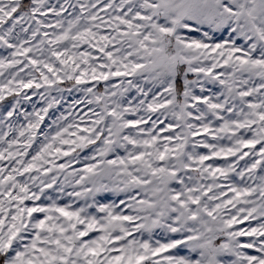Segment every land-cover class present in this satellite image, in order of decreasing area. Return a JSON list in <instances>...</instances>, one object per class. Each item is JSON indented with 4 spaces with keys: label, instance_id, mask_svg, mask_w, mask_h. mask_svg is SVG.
I'll list each match as a JSON object with an SVG mask.
<instances>
[{
    "label": "snow or ice",
    "instance_id": "obj_1",
    "mask_svg": "<svg viewBox=\"0 0 264 264\" xmlns=\"http://www.w3.org/2000/svg\"><path fill=\"white\" fill-rule=\"evenodd\" d=\"M0 49V264H264V0H0Z\"/></svg>",
    "mask_w": 264,
    "mask_h": 264
},
{
    "label": "rangeland",
    "instance_id": "obj_2",
    "mask_svg": "<svg viewBox=\"0 0 264 264\" xmlns=\"http://www.w3.org/2000/svg\"><path fill=\"white\" fill-rule=\"evenodd\" d=\"M28 0H25V3H27ZM61 3H63V0H60ZM105 2H107V0H105ZM49 3H56V0H49ZM110 11V10H109ZM68 12H71V9L69 8L68 9ZM68 12H65L64 15L67 16L68 15ZM101 15H104V13H101ZM50 18H53L51 16V14H49ZM5 27H7V25H5ZM49 31H51V29H49ZM185 34L187 35H192V36H196L197 38H199V33H189L187 32V30H185ZM219 37V34H217V37H214V38H218ZM241 41H238V43H240ZM0 55H6V53L4 52L3 49H0ZM205 63H207V61H205ZM217 71H219V69H217ZM8 73L5 72L4 76L0 77V80H3L7 77ZM129 79H131V77H128ZM196 77H195V74H192L190 73L189 74V79L191 80H194ZM122 78L121 77H112L111 80L109 82H105V81H100L99 84H97L95 81H92L90 84L86 85V87H92L93 85H96V88L95 90L97 91H100V92H103L104 90V87L107 83H114V84H119V81L121 80ZM61 87H64V88H67V87H70V82L68 81H65L63 85H61ZM217 89H213V91H216ZM25 91L28 92L29 95H32L33 93V89H26ZM40 92H43L44 89H40L39 90ZM53 96H57V98L60 100L59 104L54 107L53 109H51L49 111V117H52L53 119L56 117V116H59L61 112H64L66 115H67V112H68V108H69V105L72 103V101L74 100H81L84 98V93L83 92H78L76 91V89H73L71 94H69L68 92H65L63 94V97L61 98L59 96L58 93L56 92H53L52 93ZM130 97L131 96H135L136 93H135V90H132L131 93L128 94ZM90 98V97H89ZM151 98V94H149V99ZM11 97H8L7 101H5L6 104L8 103H11ZM37 101V97L36 96H33V102H36ZM38 108L39 107H43L45 106L44 102L43 101H40L37 103L36 105ZM24 108H27L29 111H31V105L28 104V103H24L23 105ZM94 107V105H84V104H79L75 107L74 111L76 113H78L79 115H84L85 113H87L89 116L91 115V112H89V108H92ZM97 111H99V108L96 109ZM143 114V113H141ZM49 117H45V120H44V123L41 125V128L42 130H47V126L51 124V120L49 119ZM129 119H135L136 117L134 116H129L128 117ZM153 119H156V116H153L152 117ZM69 119H71V116H69ZM168 121H165V123H167ZM150 123V122H149ZM81 127H84V125H81ZM160 127H164V125H160ZM178 130V129H177ZM167 133H164L163 135H166ZM203 137H197V139H202ZM223 143H227V141H223ZM35 147V145H34ZM93 147L95 146H90L88 149H85L84 152L81 153V157L85 156V155H89L91 154L92 152V149ZM257 148H259V145H257ZM201 152H204L206 151L205 149H200ZM245 151H247V149H245ZM120 154L121 155H124L125 153L123 152V150H120ZM73 155H75V153H73ZM109 158H114V157H109ZM68 159V157H64L60 160H58L57 162L58 163H65L66 160ZM229 160H235L234 157H229L228 158ZM248 160V158L246 157L245 160L243 161H240V167L243 168L245 162ZM5 165H7V161L4 162ZM217 163L219 164H222L223 163V160H217ZM84 166L83 164V160L81 161V163H78V164H73V168L75 169H79V168H82ZM234 175V174H233ZM63 178L61 177V180ZM234 179L236 180L238 186H241L243 187L244 186V182L243 181H240L238 177H234ZM69 191H71V189L69 188L68 189ZM51 191V190H49ZM211 194V193H210ZM229 196H231V193H229ZM67 199L65 200H61V203H67ZM82 203V202H81ZM234 211V209H233ZM248 221H245L244 224H241V225H238L237 227H240V228H244V227H247L248 226ZM253 224V226L255 225V221H252L251 222ZM241 239H247V238H241ZM183 254V253H182Z\"/></svg>",
    "mask_w": 264,
    "mask_h": 264
},
{
    "label": "trees",
    "instance_id": "obj_3",
    "mask_svg": "<svg viewBox=\"0 0 264 264\" xmlns=\"http://www.w3.org/2000/svg\"><path fill=\"white\" fill-rule=\"evenodd\" d=\"M180 86V82H178V87Z\"/></svg>",
    "mask_w": 264,
    "mask_h": 264
}]
</instances>
